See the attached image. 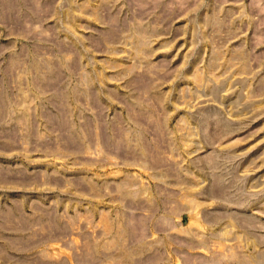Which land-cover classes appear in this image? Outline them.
Wrapping results in <instances>:
<instances>
[{"label":"rangeland","instance_id":"1","mask_svg":"<svg viewBox=\"0 0 264 264\" xmlns=\"http://www.w3.org/2000/svg\"><path fill=\"white\" fill-rule=\"evenodd\" d=\"M0 264H264V0H0Z\"/></svg>","mask_w":264,"mask_h":264},{"label":"bare ground","instance_id":"2","mask_svg":"<svg viewBox=\"0 0 264 264\" xmlns=\"http://www.w3.org/2000/svg\"><path fill=\"white\" fill-rule=\"evenodd\" d=\"M65 124H66V122H65ZM95 126V125H94ZM102 126V125H101ZM101 126H99V128H98V131H97V133H96V136L98 137H96L97 139H99L100 141H102V142H100V143H103L104 144V146L106 147V148H108V149H112V147H113V145L118 149V150H123L124 151V145L122 146V140L121 139H119L117 142H113L112 140H111V138H110V135H109V133L107 132V129H106V127H103V128H100ZM91 128V127H90ZM97 129V128H96ZM120 129V128H119ZM118 128H116V132H118V135L119 136H121V137H123L122 136V134H124V132L122 131V134H121V129L119 130ZM85 130V129H84ZM112 130V129H111ZM89 131V130H88ZM90 131H92V130H90ZM90 131H89V134H91L90 133ZM72 132V131H71ZM71 132L68 134L69 135V138H68V140L70 139V141H71V143H73V144H77L78 143V146L81 148L82 147V144H81V142H82V140L80 141V138H79V136L78 135H74V134H71ZM113 132V131H112ZM93 134V133H92ZM114 134V133H113ZM95 136V135H94ZM127 137V136H126ZM87 138V137H86ZM123 139V138H122ZM126 140V139H125ZM113 144V145H112ZM104 147V148H105ZM83 149V148H82ZM114 149V148H113ZM112 149V150H113ZM115 150V149H114ZM145 150V149H144ZM146 151V150H145ZM146 155V154H145ZM158 156H156V158H157ZM139 158V157H138ZM155 158V157H154ZM155 158V159H156ZM159 158V157H158ZM157 158V159H158ZM154 160V159H153ZM163 160V159H162ZM154 161H156V160H154ZM158 161V160H157ZM164 162V161H163ZM152 163H154L155 164V162H152ZM162 163V162H161ZM158 164V163H157ZM160 165V164H159ZM156 166V165H155ZM158 167V166H157ZM107 183V182H106ZM128 183V182H127ZM119 185H121V186H119L120 188V192H122V193H126V192H130L129 191V189H128V185H129V183H128V185L126 184V183H120L119 182ZM128 186V187H127ZM132 186V185H131ZM113 188V187H112ZM116 188V187H115ZM90 190H91V188H90ZM124 191V192H123ZM96 192V191H95ZM131 193V192H130ZM129 193V194H130ZM94 194H96V193H94ZM96 195H98V193L96 194ZM125 195V194H124ZM127 195V194H126ZM131 195V194H130ZM121 196V195H120ZM126 198V197H125ZM122 200V199H121ZM120 211V210H119ZM113 221V220H112ZM131 225V224H130ZM131 227V226H130ZM128 228V227H127ZM139 228V227H138ZM129 229V228H128ZM243 262V261H242Z\"/></svg>","mask_w":264,"mask_h":264}]
</instances>
